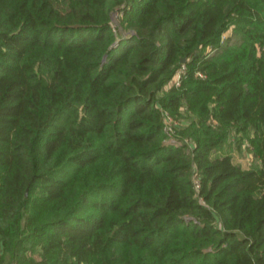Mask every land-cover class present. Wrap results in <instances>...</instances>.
Returning <instances> with one entry per match:
<instances>
[{
  "label": "trees",
  "instance_id": "obj_1",
  "mask_svg": "<svg viewBox=\"0 0 264 264\" xmlns=\"http://www.w3.org/2000/svg\"><path fill=\"white\" fill-rule=\"evenodd\" d=\"M0 264H264V0H0Z\"/></svg>",
  "mask_w": 264,
  "mask_h": 264
},
{
  "label": "rangeland",
  "instance_id": "obj_2",
  "mask_svg": "<svg viewBox=\"0 0 264 264\" xmlns=\"http://www.w3.org/2000/svg\"><path fill=\"white\" fill-rule=\"evenodd\" d=\"M229 152L232 154L234 161L239 162L243 167H252L258 164V161L245 150L244 146L241 147V150H235L233 144H229L216 149L214 153L223 154Z\"/></svg>",
  "mask_w": 264,
  "mask_h": 264
},
{
  "label": "water",
  "instance_id": "obj_3",
  "mask_svg": "<svg viewBox=\"0 0 264 264\" xmlns=\"http://www.w3.org/2000/svg\"><path fill=\"white\" fill-rule=\"evenodd\" d=\"M185 58L183 57L182 60H184Z\"/></svg>",
  "mask_w": 264,
  "mask_h": 264
}]
</instances>
